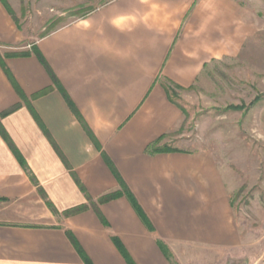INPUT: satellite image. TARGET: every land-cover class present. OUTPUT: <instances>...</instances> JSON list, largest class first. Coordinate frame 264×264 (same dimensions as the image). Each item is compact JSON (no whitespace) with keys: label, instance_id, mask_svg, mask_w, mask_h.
Instances as JSON below:
<instances>
[{"label":"crops","instance_id":"obj_1","mask_svg":"<svg viewBox=\"0 0 264 264\" xmlns=\"http://www.w3.org/2000/svg\"><path fill=\"white\" fill-rule=\"evenodd\" d=\"M256 32L239 0H110L23 43L0 0V264L240 254L226 180L209 151L181 149L165 87H191ZM119 179L148 224L125 195L97 202Z\"/></svg>","mask_w":264,"mask_h":264},{"label":"rangeland","instance_id":"obj_2","mask_svg":"<svg viewBox=\"0 0 264 264\" xmlns=\"http://www.w3.org/2000/svg\"><path fill=\"white\" fill-rule=\"evenodd\" d=\"M4 1L28 43L110 0ZM239 1L255 16L257 32L238 56L210 62L191 87L169 93L183 113L181 149L213 155L245 246L240 254L169 253L174 264H264V0Z\"/></svg>","mask_w":264,"mask_h":264},{"label":"trees","instance_id":"obj_3","mask_svg":"<svg viewBox=\"0 0 264 264\" xmlns=\"http://www.w3.org/2000/svg\"><path fill=\"white\" fill-rule=\"evenodd\" d=\"M91 10H93V9H91ZM19 54L20 55H25L26 53H17V54H14V55H19ZM165 89L167 90V93H169L170 90H171V87L167 85L165 87ZM119 184H120L121 187L118 190L113 191V192H109V193H106V194L100 196L98 198L97 202L98 203H104V202H107V201H109L111 199H114L116 197L125 195L129 199V201L131 202V204L133 205V207L135 208V210L139 214V216L143 219L144 222H146L148 224L147 218H146L143 210L141 209V207L137 203L136 198L134 197V195L132 194V192L130 191V189L120 179H119ZM49 205H51V204H49ZM88 206L89 205L84 204V205H80V206L73 207L71 209L66 210L65 211V214L66 215H69V214H72V213H75V212H78V211H82V210L88 208ZM149 228H150V226H149Z\"/></svg>","mask_w":264,"mask_h":264}]
</instances>
